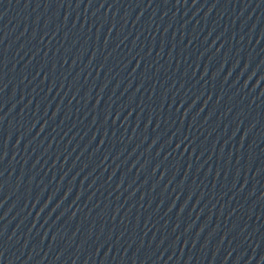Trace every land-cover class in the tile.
Wrapping results in <instances>:
<instances>
[{
	"label": "water",
	"instance_id": "1",
	"mask_svg": "<svg viewBox=\"0 0 264 264\" xmlns=\"http://www.w3.org/2000/svg\"><path fill=\"white\" fill-rule=\"evenodd\" d=\"M0 264H264V0H0Z\"/></svg>",
	"mask_w": 264,
	"mask_h": 264
}]
</instances>
